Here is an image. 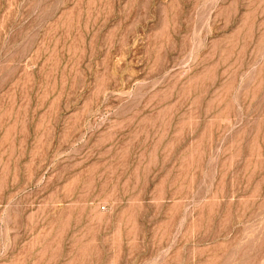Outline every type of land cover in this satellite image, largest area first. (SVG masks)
I'll use <instances>...</instances> for the list:
<instances>
[{
	"label": "rangeland",
	"instance_id": "1",
	"mask_svg": "<svg viewBox=\"0 0 264 264\" xmlns=\"http://www.w3.org/2000/svg\"><path fill=\"white\" fill-rule=\"evenodd\" d=\"M0 264H264V0H0Z\"/></svg>",
	"mask_w": 264,
	"mask_h": 264
}]
</instances>
